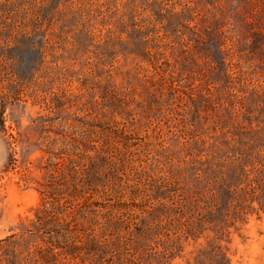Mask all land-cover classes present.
Returning a JSON list of instances; mask_svg holds the SVG:
<instances>
[{"label":"rangeland","instance_id":"rangeland-1","mask_svg":"<svg viewBox=\"0 0 264 264\" xmlns=\"http://www.w3.org/2000/svg\"><path fill=\"white\" fill-rule=\"evenodd\" d=\"M0 264H264V0H0Z\"/></svg>","mask_w":264,"mask_h":264},{"label":"trees","instance_id":"trees-1","mask_svg":"<svg viewBox=\"0 0 264 264\" xmlns=\"http://www.w3.org/2000/svg\"><path fill=\"white\" fill-rule=\"evenodd\" d=\"M4 118H3V116H2V118H1V122L2 123H4ZM4 125V124H3ZM52 196V195H51ZM52 197H54V196H52ZM61 236L64 238V234H61ZM98 237H94L93 238V242L95 243V245H97V243H98V239H97ZM95 239V240H94ZM54 242H56V241H54ZM59 243V242H58ZM56 244H57V242H56Z\"/></svg>","mask_w":264,"mask_h":264}]
</instances>
